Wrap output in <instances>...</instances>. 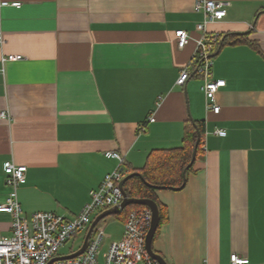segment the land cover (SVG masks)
<instances>
[{"label":"crops","instance_id":"0c3cea01","mask_svg":"<svg viewBox=\"0 0 264 264\" xmlns=\"http://www.w3.org/2000/svg\"><path fill=\"white\" fill-rule=\"evenodd\" d=\"M5 1L21 5L0 8V58L22 57L0 60V203L10 161L27 167L17 188L24 214L72 218L117 165L105 151L122 154L131 173L153 150L180 146L188 119L202 121V153L185 184L155 192L167 218L152 248L167 264H231L233 253L264 264V0H223L226 15L206 26L244 36L211 56V78L225 81L217 113L190 64L204 18L195 0ZM179 29L191 36L183 48ZM110 215L124 226V215ZM10 235L11 215L0 212V236ZM71 241L58 255L77 250L82 233Z\"/></svg>","mask_w":264,"mask_h":264},{"label":"built area","instance_id":"2783aa9c","mask_svg":"<svg viewBox=\"0 0 264 264\" xmlns=\"http://www.w3.org/2000/svg\"><path fill=\"white\" fill-rule=\"evenodd\" d=\"M229 2L223 0H195V10L203 13V21L196 24L195 29L201 32V36L195 39V50L190 64L196 67V71L202 76L201 90L205 95V108L207 111L217 113L219 106L215 103V94L225 85L224 79L211 78V54L216 35L208 38L206 26L210 22L222 19L226 15V7ZM11 5L19 7L20 2L0 1L2 6ZM177 46L183 48L191 39L190 34L183 29L175 31ZM3 42L0 36V44ZM20 54L2 55V63L18 60ZM189 77L188 66L183 68L176 80V84L183 86ZM6 114L0 112V117ZM149 120H153L152 117ZM144 126L141 128L143 129ZM215 133L223 136L225 130L218 128ZM107 158L115 159L117 165L113 170L105 174L99 186L89 191V200L81 210L72 218H66L53 211H39L26 215L22 212L17 201V188L25 181L27 167L15 165L10 161L4 164V180L8 186V193L0 203V212L11 215V235L0 236V264H47L48 261L58 255L59 249L68 241L74 239L79 233L83 238L87 232L94 215L98 210L119 205L123 198V190L119 182L124 177L122 171L123 155L117 151L104 152ZM152 220L150 208H134L128 213L123 226L122 236L108 244L104 252L103 260L99 257L104 245L106 235L104 227L98 222L89 237L84 251L73 258L55 260L50 264H159L146 250V234ZM231 264H248V259L233 253L230 256ZM173 264V263H172Z\"/></svg>","mask_w":264,"mask_h":264},{"label":"trees","instance_id":"16d2710c","mask_svg":"<svg viewBox=\"0 0 264 264\" xmlns=\"http://www.w3.org/2000/svg\"><path fill=\"white\" fill-rule=\"evenodd\" d=\"M207 36L208 38L213 37V35L209 34ZM243 38L244 36L241 35L218 33L216 35V41L213 43V53L216 52L219 46H223L230 42V39H234L233 42H235L237 40L242 41ZM247 42L257 48V45L252 41L247 40ZM204 132V124L202 121L188 119L184 125V132L180 146L169 149L153 150L148 155L144 166L133 171L138 172L140 175L136 173L123 183V189L128 197L148 198L156 202L158 206L159 223L155 234L167 218L166 208L156 200L155 192L159 189H180L183 187L186 180V172L192 168L193 163L202 153ZM198 134L199 142L196 148L195 159L186 169L185 175H183L184 168L191 161L193 147ZM122 171L124 176L130 174V172L124 170L123 167ZM143 207L146 206L131 204L126 206L119 213L120 215H124L127 219L128 213L131 209ZM104 209L106 208H103L102 210ZM102 210H100V212Z\"/></svg>","mask_w":264,"mask_h":264},{"label":"water","instance_id":"95a60500","mask_svg":"<svg viewBox=\"0 0 264 264\" xmlns=\"http://www.w3.org/2000/svg\"><path fill=\"white\" fill-rule=\"evenodd\" d=\"M220 46L217 48L216 52L211 54V56H213L214 54H216L219 50ZM198 142H199V134L197 135V139H196V142H195V145L193 147V151H192V158H191V161L190 163L184 168L183 170V175H185V171L186 169L192 164V162L194 161L195 159V155H196V148H197V145H198ZM139 174L138 172H133V173H130L128 175H125L121 181L119 182V185L121 186L122 190H123V195H124V198L122 200V202L117 205V206H114V207H111V208H107L105 209L104 211H102L100 214H98L93 220L92 222L90 223L88 229H87V232L83 238V242L81 244V246L69 253V254H65V255H57L53 258H51L47 264H50L51 262L55 261V260H61V259H69V258H73V257H76L78 255H80L84 249L86 248L87 246V243H88V240H89V237L91 235V232L94 228V226L100 222L104 217L110 215V214H116V213H119L121 210H123L126 206L128 205H131V204H138V205H145L146 207L150 208L151 212H152V220H151V225L149 227V230L146 234V240H145V243H146V250L147 252L149 253V255L157 260L159 262V264H167V262L164 260V258L157 254L153 248H152V240H153V237L155 235V232H156V229H157V226H158V223H159V214H158V206L156 204V202L152 199H148V198H132V197H128L127 194L125 193L124 189H123V183L129 179L131 176H133L134 174ZM140 175V174H139ZM142 177V176H141ZM143 179V177H142Z\"/></svg>","mask_w":264,"mask_h":264},{"label":"rangeland","instance_id":"374dc122","mask_svg":"<svg viewBox=\"0 0 264 264\" xmlns=\"http://www.w3.org/2000/svg\"><path fill=\"white\" fill-rule=\"evenodd\" d=\"M103 227H104V233L106 235L105 241H104V249L106 248V246H108V244L114 240L117 239V236H119V234L122 231L123 225L122 222L119 219L114 218L112 215L106 216L104 218V220L101 221ZM75 244V243H74ZM72 245V241H68L66 242L62 247V252L65 251L68 252L69 248ZM76 247V244L74 245V248ZM103 249V250H104Z\"/></svg>","mask_w":264,"mask_h":264}]
</instances>
